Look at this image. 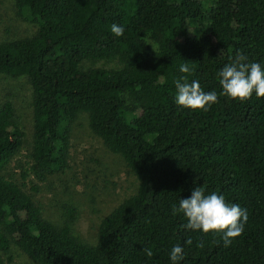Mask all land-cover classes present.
Here are the masks:
<instances>
[{"label":"trees","instance_id":"trees-1","mask_svg":"<svg viewBox=\"0 0 264 264\" xmlns=\"http://www.w3.org/2000/svg\"><path fill=\"white\" fill-rule=\"evenodd\" d=\"M12 6L35 28L26 38L0 42V74L22 76L31 87L29 170L41 179L66 167L71 121L85 111L90 130L123 159L137 188L101 219L96 242L88 244L70 234L71 209L55 226L0 174V253L13 244L38 264H172L170 250L179 244V264H264V98L253 92L246 101L231 100L218 80L237 54L264 68V0H13ZM113 24L124 28L122 36L111 32ZM84 59L119 66L81 67ZM184 63L191 72L179 71ZM182 77L215 91L218 102L207 111L177 106L175 81ZM22 144L5 101L0 169ZM195 187L247 210L244 231L230 246L223 233L186 230L183 214L173 215Z\"/></svg>","mask_w":264,"mask_h":264},{"label":"rangeland","instance_id":"rangeland-1","mask_svg":"<svg viewBox=\"0 0 264 264\" xmlns=\"http://www.w3.org/2000/svg\"><path fill=\"white\" fill-rule=\"evenodd\" d=\"M195 1L213 5L219 0ZM12 4L13 0H0V42L23 39L35 31L34 26L13 15ZM90 66L115 68L119 64L99 59L81 62V67ZM5 101L14 108L16 122L23 131V144L0 169V174L29 194L39 207L40 216L55 226H61L68 219L71 209L74 218L70 223V234L84 243L96 242L101 219L136 191L137 180L123 159L110 152L90 130L85 111L78 112L71 121L66 167L45 174L41 179L36 178L29 170L33 129L31 87L24 77L11 78L0 74V105ZM0 256L1 264H38L13 244Z\"/></svg>","mask_w":264,"mask_h":264},{"label":"clouds","instance_id":"clouds-1","mask_svg":"<svg viewBox=\"0 0 264 264\" xmlns=\"http://www.w3.org/2000/svg\"><path fill=\"white\" fill-rule=\"evenodd\" d=\"M111 32L120 37L124 33V28L117 24L111 26ZM222 53V50H221ZM245 58L237 54L236 59L223 67L218 72L219 84L222 88L221 95L227 98L243 102L249 99L253 92L257 98H264V68L259 63H246ZM181 73H189L192 69L187 63L179 67ZM186 77L175 81L177 106L190 110L207 111L211 106L218 102V95L215 91L205 92L202 90L200 82L194 80L190 84ZM173 215L183 214L187 221L182 227L186 230L223 233L222 240L225 247L231 245L232 241L239 237L248 220V212L237 204L229 205L223 195L215 192L205 194L203 187H195L191 196L179 200V207L172 208ZM191 244L192 240L186 241ZM203 248V243L197 245ZM148 258L153 256L150 248L144 249ZM184 249L177 244L170 250V260L172 264H179L184 256Z\"/></svg>","mask_w":264,"mask_h":264}]
</instances>
